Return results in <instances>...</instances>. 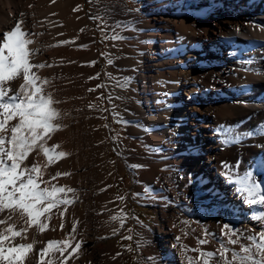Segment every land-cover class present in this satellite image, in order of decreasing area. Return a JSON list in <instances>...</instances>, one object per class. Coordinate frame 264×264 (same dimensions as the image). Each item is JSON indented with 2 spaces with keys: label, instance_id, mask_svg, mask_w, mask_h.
Instances as JSON below:
<instances>
[{
  "label": "bare ground",
  "instance_id": "6f19581e",
  "mask_svg": "<svg viewBox=\"0 0 264 264\" xmlns=\"http://www.w3.org/2000/svg\"><path fill=\"white\" fill-rule=\"evenodd\" d=\"M84 1L0 0V40L20 23L33 41L28 47L38 49L32 62L52 65L34 71L51 82L47 91L62 101L54 106L67 114L62 121L67 127L56 131L48 146L58 144L57 151L71 155L48 167L45 179L70 172L53 183L75 189L78 197L64 213L63 229L62 205L53 210L47 230L33 226L27 239H15L35 241L24 264H61L55 249L43 257L39 253L48 241L70 239L69 234L75 237L72 247L81 243V248L66 264H121L117 234L129 229L144 264H183L177 237L193 250L218 252L225 224L239 229L240 243L248 245V235L264 231L253 219L264 208L237 194L223 165L239 164L233 179L251 172L264 191V135L259 134L264 129V0H130L133 5L99 0L89 10ZM139 1L141 9L135 6ZM96 14L108 39L107 106L100 91L89 94L91 80L99 77ZM114 29L125 38L113 40ZM110 76L130 77L131 83L121 89ZM22 83L20 78L9 82L14 91ZM107 115L124 129L118 140L111 136L112 123H104ZM237 135L243 137L239 144L223 143ZM123 170L131 179L120 200L111 183ZM128 200L151 208L153 221L127 226L133 224ZM122 215L127 216L123 227L112 219ZM205 230L216 238L198 245ZM228 247L239 251V245ZM227 256L231 259V253Z\"/></svg>",
  "mask_w": 264,
  "mask_h": 264
},
{
  "label": "snow or ice",
  "instance_id": "6c2138e0",
  "mask_svg": "<svg viewBox=\"0 0 264 264\" xmlns=\"http://www.w3.org/2000/svg\"><path fill=\"white\" fill-rule=\"evenodd\" d=\"M128 27L130 26L116 25V28ZM28 36L29 33L22 31L20 23H17L14 29L5 32L3 39L0 40V225H5L0 229V264H24L28 253L33 250L35 241L25 244L15 243V239L17 237L21 240L27 239L26 234L33 226L40 232L47 230L48 222L54 215L53 210H59L62 205L64 207L59 211V215L60 227L63 229L64 213L78 198L75 196V189L53 183L59 177L71 175L70 172L57 171L45 179L48 167L71 155L62 150L57 151L60 148L58 144L48 146L52 135L67 127L62 123L64 115L67 114L62 115L54 106L62 101L56 100L53 94L47 91V86L51 82L41 78L34 71L52 65L32 62L38 49L28 47L33 43L30 38H26ZM111 38L122 40L125 37L114 29ZM94 63L91 62L93 65ZM107 63L111 65L113 59L110 57ZM17 78L22 79L23 83L14 91L9 82ZM92 78L96 77L89 79ZM109 78L115 79L116 85L121 89H127L131 83L130 77L120 79L110 76ZM93 90L89 89V91ZM93 107L89 105V108ZM253 134L248 133V135ZM259 134L264 135V129H260ZM242 139V136L237 135L224 140L223 143L239 144ZM41 155L45 158L43 163L37 159ZM30 157L32 159H29ZM261 164L264 165V160ZM130 167L141 166L133 164ZM223 167L226 178L236 185L237 194L244 197L249 205H259L264 208V191L261 189V183L253 179L252 173L246 172L243 176L233 179L235 175L233 169L239 167V164L233 166L225 163ZM69 193H73V197H69ZM118 199L123 200L122 197ZM112 219L120 220L123 227L127 216H113ZM253 219L264 224V214L254 216ZM76 223H73L72 233L76 231ZM128 231L131 232V229ZM204 235V239L198 238V245L207 244L209 237L216 238L215 234L207 230ZM69 236L70 239L48 241L46 247L40 250V256L43 257L49 249H55L60 253L61 264H66V261L81 248V243H76L72 247L70 240H74L75 237L72 234ZM222 237H226V241ZM126 238L131 239V235ZM218 239L220 249L218 252H212L188 248L181 244L180 237H177V245L184 256L183 264H212L213 261H216V264H264V231L248 235L246 239L249 244L245 245L240 243L239 229L225 224L221 238ZM228 245H239V251L229 248ZM68 248H72V251L65 257L64 253ZM192 251H197L198 257L188 255ZM228 253H231V259L228 258Z\"/></svg>",
  "mask_w": 264,
  "mask_h": 264
},
{
  "label": "rangeland",
  "instance_id": "374dc122",
  "mask_svg": "<svg viewBox=\"0 0 264 264\" xmlns=\"http://www.w3.org/2000/svg\"><path fill=\"white\" fill-rule=\"evenodd\" d=\"M96 2L98 3L99 0H85L84 1V9L89 10V8L93 7V3ZM128 4L133 5V2L130 0H127ZM140 2V3H139ZM135 6H137L138 9H141L143 7V4L141 1H139ZM86 7V8H85ZM93 26L96 30V40L93 42V48L96 50L98 53H101L98 55L97 61H96V67L99 69V77L97 82L95 80H91V88L94 89L93 91H89L90 95H97L100 91L101 93V98L103 99V104L104 106H107V99L105 98L107 96V91H108V84L105 80V72H106V66H104V59H105V52L104 48L108 44V39L106 36V33L103 29L102 25V19L99 14H96L94 19H93ZM97 42V43H96ZM107 42V43H106ZM103 54V56H102ZM101 82V83H100ZM94 84V85H93ZM103 85L102 87H97L98 85ZM135 86V85H134ZM183 97H185L183 95ZM105 101V103H104ZM104 123L106 126H110L112 123V128L110 134L112 137L115 139L117 138L120 139V137L123 136L124 134V129L113 119L110 118L109 115L104 120ZM109 124V125H108ZM112 154V153H111ZM112 162V163H111ZM110 165L115 166V161L110 159ZM125 174V175H124ZM131 175L130 173L127 172V170H123V174L119 175L118 173H114V180L111 185L112 188L114 189V193L118 197L124 198L127 192V187L130 185V178ZM212 180V175H209L208 180ZM127 210L130 212V216L132 218V223H127L126 225L133 228L141 224H149L153 221L154 218V213L151 208H149L146 205L139 204L135 201L128 200L127 201ZM131 235V239H127ZM116 245L117 247L124 252L121 263L122 264H144L139 262V253H138V246L136 244V238L132 232H128L126 235H123L121 233L117 234V239H116ZM132 259L134 262L132 263L130 261Z\"/></svg>",
  "mask_w": 264,
  "mask_h": 264
},
{
  "label": "trees",
  "instance_id": "16d2710c",
  "mask_svg": "<svg viewBox=\"0 0 264 264\" xmlns=\"http://www.w3.org/2000/svg\"><path fill=\"white\" fill-rule=\"evenodd\" d=\"M130 261L133 263L134 261L132 259H130ZM122 264V263H121Z\"/></svg>",
  "mask_w": 264,
  "mask_h": 264
}]
</instances>
